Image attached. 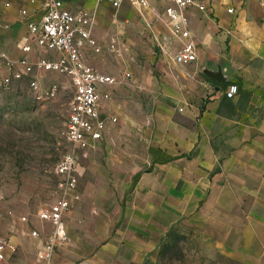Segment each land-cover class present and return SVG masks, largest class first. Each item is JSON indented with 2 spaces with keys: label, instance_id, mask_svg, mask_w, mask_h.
<instances>
[{
  "label": "crops",
  "instance_id": "crops-1",
  "mask_svg": "<svg viewBox=\"0 0 264 264\" xmlns=\"http://www.w3.org/2000/svg\"><path fill=\"white\" fill-rule=\"evenodd\" d=\"M44 1L0 0V23L9 26L0 29V54L13 59L23 55L19 43L28 33L26 20L41 17ZM65 2L72 11H98V25L105 27L92 28L102 53L95 54L90 47L85 51L88 65L121 79L115 87L101 88L110 95L101 100L102 113L119 110L116 97H124L125 112L135 119L139 113L136 124L148 137L149 148L174 160L154 163L150 156V170L139 174L134 185L136 173L125 169L122 181V172L116 171L110 224L124 221L128 228L109 236L110 224L100 225L101 234L92 236L87 249L68 242L57 250L54 264H144L157 246L150 240L151 228L155 225L156 237L162 236L166 225L184 221L211 232L215 237L204 240L222 243L225 256L236 264H264V30L257 28L254 38L248 39L241 29L242 17L236 15V1V13L228 14L219 0H213L208 12L188 10L196 63L178 66L173 57L151 56L130 62L121 57L134 51V43L123 37L128 25L119 30L123 20L117 12L97 6L95 10L92 0ZM160 21L142 36L165 50L171 28L165 17ZM111 40L117 44L114 50L105 44ZM172 44L176 52L180 43L173 39ZM30 56L57 57L35 44ZM219 68L224 81L204 73ZM124 73L131 78L123 79ZM232 85L238 86V95L228 98ZM99 216H91L92 226ZM79 239L83 241L82 233ZM21 252L15 263L9 259L5 264H36Z\"/></svg>",
  "mask_w": 264,
  "mask_h": 264
},
{
  "label": "rangeland",
  "instance_id": "rangeland-1",
  "mask_svg": "<svg viewBox=\"0 0 264 264\" xmlns=\"http://www.w3.org/2000/svg\"><path fill=\"white\" fill-rule=\"evenodd\" d=\"M233 1L237 4L236 15L242 17V32L248 39H253L254 30H264V0ZM92 3L95 10L97 6V9L117 12L123 20L117 25L119 30L123 31L125 25L129 26L128 35L123 37H129L135 49L130 55H123L121 58L133 62L134 57H173L175 48L172 47V36L165 39L170 50L166 46L163 50L154 42H146L142 36L148 30L150 33V27L153 28L155 23L158 25L160 19H164V0H150V7L142 11L130 2L118 11L111 7L109 0H92ZM95 13L97 15L93 29L105 30L100 23L98 25V11ZM105 44H114L117 48L112 40ZM151 50L152 53L147 52ZM114 65L118 64L115 62ZM41 82L44 87H49L52 83L59 84L58 95L52 99L37 96L30 89L29 78L14 82L9 89L0 93V212L4 213L3 220L0 221V232L13 242L19 239L21 253L31 257L36 264H40L37 257L40 242L30 237V231L40 228L41 224L35 218L37 211L57 198V185L60 181L57 165L71 149L65 141L64 131L74 92L72 82L66 76L49 74L43 76ZM123 100L124 97H116L119 110L102 116L110 119L104 140L95 149L77 153L81 200L68 213L66 224L70 242H75L81 249H87L91 245L92 236L98 237L101 234L100 225L110 224L116 205V171L122 172V181L125 169L136 173L134 185L139 174L151 167L149 160L153 155L148 137L136 124L139 113H136V119L126 113ZM93 215L100 216L97 224L92 226L90 218ZM23 216L28 217L30 223L16 225L17 219ZM155 227L151 228L154 235L150 240L157 246L146 256L144 264H236L225 256L222 243L204 240L205 237H215L209 231L204 232V229L192 227L184 221L166 225L164 234L156 237ZM127 228L128 224L124 221L111 226L112 234L109 236H113L116 231H126ZM81 233L83 241L79 242ZM94 243L99 245L101 242ZM19 250L10 258V262L15 263L14 260L20 255ZM256 253L259 250L256 249Z\"/></svg>",
  "mask_w": 264,
  "mask_h": 264
},
{
  "label": "built area",
  "instance_id": "built-area-1",
  "mask_svg": "<svg viewBox=\"0 0 264 264\" xmlns=\"http://www.w3.org/2000/svg\"><path fill=\"white\" fill-rule=\"evenodd\" d=\"M165 1L167 5L164 15L170 24L171 36L180 43L173 56L174 63L178 66L194 64L198 60V52L190 29L188 10L196 8L201 12H208L213 0ZM219 1L228 14L236 13L233 0ZM109 2L116 10L122 8L126 2H130L138 10L150 7V0ZM10 6V1L5 3V7ZM95 18L94 10L72 11L64 0H45L41 17L37 20H26L28 33L19 43L23 55L13 59L6 53L0 54V93L9 89L14 82L29 78L30 89L37 96L55 98L60 85L52 83L49 87H44L41 82V78L49 74L68 77L74 89L64 131L65 141L71 149L62 156L57 165V174L60 177L57 198L37 211L35 218L41 224L40 228L30 231V237L40 242L37 252L40 264H54L57 250L70 242L66 217L81 200L77 153L95 149L104 140L110 119L102 117L101 100L109 99L110 95L104 94L101 88L115 87L121 81L120 78L103 73L85 62L87 47L93 49L95 54L102 53V48L92 36ZM2 28L8 29L9 26L0 23V29ZM33 44L42 52L54 53L57 57L39 56L38 59L32 60L30 54ZM166 46L170 48L169 45ZM114 49L115 46L110 45V50ZM122 78L130 79L131 75L124 73ZM226 95L228 98L236 97L238 86H230ZM3 216L4 213L0 212V221L3 220ZM17 220L16 225L30 223L26 216ZM18 248L19 243L13 242L0 232V264H5L12 258L18 252Z\"/></svg>",
  "mask_w": 264,
  "mask_h": 264
},
{
  "label": "trees",
  "instance_id": "trees-1",
  "mask_svg": "<svg viewBox=\"0 0 264 264\" xmlns=\"http://www.w3.org/2000/svg\"><path fill=\"white\" fill-rule=\"evenodd\" d=\"M151 154L154 156V163L163 164V163L172 162L174 160L172 156L167 155L166 153H164L162 150L159 149L151 148Z\"/></svg>",
  "mask_w": 264,
  "mask_h": 264
},
{
  "label": "water",
  "instance_id": "water-1",
  "mask_svg": "<svg viewBox=\"0 0 264 264\" xmlns=\"http://www.w3.org/2000/svg\"><path fill=\"white\" fill-rule=\"evenodd\" d=\"M208 77L213 78L214 80H218V81H224L226 78L224 76L223 70L222 68H219L218 71H205L204 72Z\"/></svg>",
  "mask_w": 264,
  "mask_h": 264
}]
</instances>
